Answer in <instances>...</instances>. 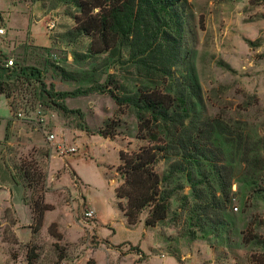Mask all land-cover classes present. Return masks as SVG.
Wrapping results in <instances>:
<instances>
[{
  "label": "rangeland",
  "instance_id": "obj_1",
  "mask_svg": "<svg viewBox=\"0 0 264 264\" xmlns=\"http://www.w3.org/2000/svg\"><path fill=\"white\" fill-rule=\"evenodd\" d=\"M77 1L0 0V81L18 79L0 99V264H27L31 247L35 264L61 253L63 264L264 262V170L252 166L264 163V0H178L166 29L177 58L150 78L128 47L92 54L89 37L75 38ZM144 91L171 97L166 127L138 104L119 109L110 93ZM138 116L155 122L154 145L168 144L155 169L170 210L154 228L149 209L128 225L116 194L120 151L150 145ZM22 162L46 183L28 188ZM42 195L52 209L38 227L26 205Z\"/></svg>",
  "mask_w": 264,
  "mask_h": 264
},
{
  "label": "trees",
  "instance_id": "obj_2",
  "mask_svg": "<svg viewBox=\"0 0 264 264\" xmlns=\"http://www.w3.org/2000/svg\"><path fill=\"white\" fill-rule=\"evenodd\" d=\"M177 1L80 0L76 4L80 14L75 18L72 34H75V38L82 35L89 37L91 39L89 52L92 54H103L117 47H128L130 61L140 73L148 78L159 77L173 67L177 58V43L172 34L166 31L170 23L174 22L169 8ZM26 78L29 80V77ZM16 81L18 79L11 82L0 81V96L10 98L16 88ZM110 93L119 109L123 108L125 102L138 104L147 112L157 115V120L163 122V127L167 126L166 121L173 105L170 96L156 91H144L132 98H122ZM48 95L50 98L60 97L61 100L67 97V93ZM61 109L67 111L65 106ZM138 120L139 136L150 145L134 152L120 151L121 164L118 172L123 178V183L117 188L116 194L118 198L127 201L122 211L128 225H137L141 214L149 209L150 213L144 224L148 228H154L166 219L170 210L171 195L163 190L161 178L155 169L164 152L168 151V144L159 138L158 142L163 143L162 146L154 145L153 141L158 137L153 130L155 122L141 116H138ZM160 127L161 124H159ZM114 129L111 133H102V136L112 138L115 135ZM252 166L258 171L264 170V163L254 162ZM171 169L179 171L176 165L171 166ZM34 171H32V165L22 162L20 172L28 188L39 187L46 183V175ZM51 209L52 206L44 202L43 195L33 202L31 210L38 227H41L45 213ZM49 233L58 241L62 238L54 223L50 225ZM55 248L59 249V246L55 245ZM133 250L141 259L147 257L140 247L133 246ZM36 259V249L31 247L27 255V264H35ZM65 259L64 253H61L52 264H63ZM254 262L264 264L261 260ZM86 264H97V262L90 259Z\"/></svg>",
  "mask_w": 264,
  "mask_h": 264
},
{
  "label": "built area",
  "instance_id": "obj_3",
  "mask_svg": "<svg viewBox=\"0 0 264 264\" xmlns=\"http://www.w3.org/2000/svg\"><path fill=\"white\" fill-rule=\"evenodd\" d=\"M0 34H4V29H0ZM3 66L5 69H8V70L12 69L15 66L14 60L13 59L5 60V64ZM52 137H54V136H52ZM71 151H74V149H71ZM92 215H93L92 211L87 214L88 217H91Z\"/></svg>",
  "mask_w": 264,
  "mask_h": 264
},
{
  "label": "crops",
  "instance_id": "obj_4",
  "mask_svg": "<svg viewBox=\"0 0 264 264\" xmlns=\"http://www.w3.org/2000/svg\"><path fill=\"white\" fill-rule=\"evenodd\" d=\"M0 13H4V12H2V11H0ZM1 98H4V97H2V96H0V99ZM25 204V203H24ZM26 205V204H25ZM26 206H28L29 207V210L31 211V206L30 205H26ZM45 217H46V214H45ZM45 217H44V221H45ZM98 218H99V216H98ZM100 219V218H99ZM140 247V246H139ZM141 248V247H140ZM142 249V248H141ZM142 251H144L143 249H142ZM144 253L146 254V252L144 251ZM147 255V254H146ZM158 258H163V260L164 259H171L170 257H167V256H164V257H158ZM161 260V259H160ZM171 260H173L174 261V259H171Z\"/></svg>",
  "mask_w": 264,
  "mask_h": 264
}]
</instances>
